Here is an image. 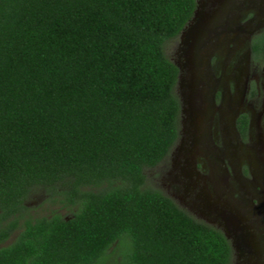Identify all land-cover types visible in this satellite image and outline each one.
<instances>
[{
	"label": "trees",
	"instance_id": "1",
	"mask_svg": "<svg viewBox=\"0 0 264 264\" xmlns=\"http://www.w3.org/2000/svg\"><path fill=\"white\" fill-rule=\"evenodd\" d=\"M195 1L0 0V207L23 221L0 264H229L223 231L144 170L178 136L164 45ZM36 187L65 212H31Z\"/></svg>",
	"mask_w": 264,
	"mask_h": 264
},
{
	"label": "flooded vegetation",
	"instance_id": "2",
	"mask_svg": "<svg viewBox=\"0 0 264 264\" xmlns=\"http://www.w3.org/2000/svg\"><path fill=\"white\" fill-rule=\"evenodd\" d=\"M197 24L206 30L191 38L192 51L185 53L181 50L171 59L178 68L176 91L181 113L187 114L186 118L181 115L180 123L183 128L185 126V132L186 126L192 125L194 134L198 131L203 138L199 142L205 144L210 141L214 147L222 146L230 128L238 137L246 134L253 140L246 152L241 151L240 162L232 161L228 149H217L214 160L209 154H206L209 160L197 156V167L202 170L199 175L185 171V164L196 152L195 148L193 151V148L173 145L168 152L172 162L168 173H173L174 177L179 174L186 181L181 183L180 192L176 188L172 192L204 221L221 229L228 240L230 237L238 243L241 235V241H244L243 236L248 231L261 240L264 239V109L256 112L235 109L231 112L225 106H232L236 98L232 94L238 84L243 60H248L252 66L248 72L250 79L258 75L257 68L264 66L263 59L253 57V41L264 30V2L196 0L192 15L178 34L170 39L176 41ZM248 94L256 97L262 94L264 99V75L257 88L249 89ZM186 121L188 125H185ZM2 213L0 207V247L12 243L23 228L22 220L14 226L10 224L17 213L5 216ZM251 239L247 241L250 250L244 249L245 255L257 256L260 264H264V242L253 244ZM241 262L251 264L252 261L244 257Z\"/></svg>",
	"mask_w": 264,
	"mask_h": 264
},
{
	"label": "rangeland",
	"instance_id": "3",
	"mask_svg": "<svg viewBox=\"0 0 264 264\" xmlns=\"http://www.w3.org/2000/svg\"><path fill=\"white\" fill-rule=\"evenodd\" d=\"M200 19L202 20L203 17ZM204 30H206V27L202 26L201 24H197V25L193 26L189 30V32H187L186 34L185 33L182 34L176 41H174V39H168L164 45V50H165L166 55L170 59L173 60L176 57L177 52H179L181 50H183L185 53L191 52L192 51V44H193V41H191V38H193L196 35H200L201 32H203ZM195 50H196V47H195L194 51ZM194 54H196V53L194 52ZM251 67L252 66H250L249 61L245 60V59L243 60L242 64L239 67L240 69H239V74L237 77V81H238L237 83L238 84H236L235 92H234V94H232L233 98L235 97V95H236V98H234L233 103L231 104L232 106H225V107H228V109L231 112L232 111L234 112L235 109L241 110V111H244V110L246 111L247 109H250V110H253L255 112L258 111V109H261V108L264 109V107H263L264 99L262 97V94L258 95V97L248 94L249 89L251 90L253 87L257 88L258 82H260V80L262 79V77L264 75V66H260L259 68H257L256 71L258 72L257 73L258 75H255L250 79L248 72L250 71ZM257 79H258V82L256 81ZM176 81H177V78H176ZM174 90H175V93H176L178 100H179V113H178V136H177L176 141L174 142L173 145L175 147L183 146V147H186L187 149L193 148V151L195 148V150H196V152H194V153L192 152L193 154H191L190 157L188 158L189 159L188 164H185V171L189 172L190 175L202 174L200 172L202 170L197 167V163H198L197 162L198 161L197 156H204V157L208 158L206 156V154H209V155H212V156H209L210 159L214 160L215 156L217 155L218 150L220 151L221 149L222 150L228 149V151L232 154V156L230 158L232 159V161L234 163L240 162V160H238L239 155H240L241 151H244V152L247 151L248 146H250V144L253 140L252 137L249 138V135H246V134H244L243 137H238L234 133V131H232L233 129L230 130L231 129L230 128V129H228V133H226V135L224 137V141L222 142V146L214 147L210 141L205 142V144H203L202 142H199L200 140L203 139L202 136H200L199 132L195 131V134H194L193 129L191 128L193 126L188 125L187 121H186L185 125H188V126H186V132H185L184 131L185 126L183 128V125L180 123V118L182 117L181 115H183V117L186 118L187 114L181 113V103H180L179 95L176 91V82H175ZM232 92H233V90H232ZM185 99H186V96H185ZM185 104H186V102H185ZM228 105H230V104H228ZM182 130H183V132H181ZM191 146H193V147H191ZM174 150H176V148H174ZM208 151L211 154L208 153ZM180 156H181V154H180ZM180 156H178L179 160H180ZM226 157H229V156H226ZM208 160H209V158H208ZM164 163H165V165L163 166ZM171 166H172V162L170 160V155L168 153L167 156L163 160H161L157 165H155L153 167L145 168L144 170H145V173L147 176V183L158 188L163 193L170 196L180 207H182L184 210L189 212L195 218H198V219L204 221L203 217H201L200 215H198L194 211H192L185 203L180 201L179 198L173 194L172 189H174V188H176L178 190V192L181 191V187H183L182 184L184 183V181H186V178L181 177V175H179V174L174 177L173 173H168V170L172 169ZM26 203L31 206V212H33L35 214L48 213L51 208L59 210L61 213L65 212V208H62L58 202H52L47 198L46 191L41 187H36L30 192V194L28 195V197L26 199ZM237 233H236V235H237ZM248 235L252 239L250 237H248ZM227 236L229 237V234H227ZM238 237L240 239V241L238 243H235L233 241V239L229 237V242H230L231 249H232V256H231L229 264H243L241 262V260L244 257L249 258L252 261L251 264H253V263L254 264H260V262H259L260 259L257 256L252 255V257L251 256L248 257L247 255H245V250L246 249L250 250V247L247 243V241H249L250 239L252 240L251 242L253 244H256V243L258 244L259 242H264V239L260 240V238L259 239L256 238L255 233L250 232V231H248V233L245 236H243L244 241H241V238H240L241 235H239Z\"/></svg>",
	"mask_w": 264,
	"mask_h": 264
},
{
	"label": "water",
	"instance_id": "4",
	"mask_svg": "<svg viewBox=\"0 0 264 264\" xmlns=\"http://www.w3.org/2000/svg\"><path fill=\"white\" fill-rule=\"evenodd\" d=\"M263 2H264V0H263ZM262 6V5H261Z\"/></svg>",
	"mask_w": 264,
	"mask_h": 264
}]
</instances>
